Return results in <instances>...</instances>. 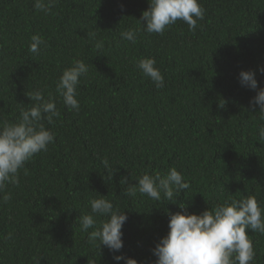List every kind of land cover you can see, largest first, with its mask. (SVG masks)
<instances>
[{
    "label": "trees",
    "instance_id": "1",
    "mask_svg": "<svg viewBox=\"0 0 264 264\" xmlns=\"http://www.w3.org/2000/svg\"><path fill=\"white\" fill-rule=\"evenodd\" d=\"M198 2L205 13L195 31L178 20L161 35L137 21L148 0H56L48 14L34 0H0V121L16 122L35 90L54 97L60 113L41 121L55 134L48 151L0 193V264H118L114 255L154 264L167 213L182 210L126 188L173 167L190 185L177 194L190 214L248 195L264 208V117L250 107L264 87V0ZM129 29L137 30L134 44L120 38ZM32 35L44 41L38 55L28 51ZM144 57L155 58L163 88L135 68ZM76 60L89 68L77 87L78 112L56 93ZM241 70L255 73L256 90L240 85ZM98 195L127 216L120 252L95 247L79 227ZM248 235L251 264H264V235Z\"/></svg>",
    "mask_w": 264,
    "mask_h": 264
},
{
    "label": "clouds",
    "instance_id": "2",
    "mask_svg": "<svg viewBox=\"0 0 264 264\" xmlns=\"http://www.w3.org/2000/svg\"><path fill=\"white\" fill-rule=\"evenodd\" d=\"M56 0H34L33 7L45 14L52 11ZM205 10L198 0H148V8L141 14L139 24L147 34H163L165 30L176 24L178 20L195 31L197 23L204 19ZM137 30H126L120 33L122 40L136 43ZM95 38L96 33L88 34ZM44 43L39 35H32L28 51L38 55ZM94 47L101 50L103 39L95 41ZM135 68L150 79L156 88H163L165 81L154 57H144L135 61ZM258 71L264 75V67ZM89 68L82 60H76L72 66L62 70L56 82V93L66 108L76 112L80 109L77 87L81 77L88 74ZM238 82L242 87L252 90L258 88L255 73L241 70ZM33 102L31 107L21 108L16 122L0 121V193H4L7 185H18L20 171H24L26 162L40 152H47L48 146L54 143L55 134L41 123L47 120L52 123L59 116L55 98L46 99L42 90L27 93ZM264 117V87H260L250 100V107ZM259 138L264 140V126L258 130ZM104 167H110L107 159L102 161ZM136 183L126 188L128 196L139 193L154 201L166 199L177 204L182 210L168 212V232L162 236L151 250L156 258L154 264H251L255 259V251L248 232L264 235V208L255 196H241L230 201L217 204L200 214H190L187 205L178 201L177 194L189 189L181 172L170 168L165 173L142 174ZM121 183H127L122 180ZM11 199L10 193L2 196L3 202ZM89 211L79 217L81 231L87 233L88 240L99 248L106 247L117 253L123 247L122 227L127 221L124 212L119 211L106 196L88 200ZM10 237V234H9ZM114 261L123 264H138L133 258L114 255Z\"/></svg>",
    "mask_w": 264,
    "mask_h": 264
}]
</instances>
